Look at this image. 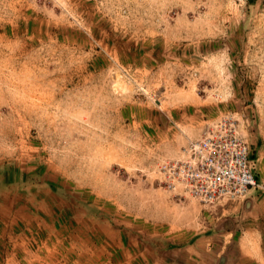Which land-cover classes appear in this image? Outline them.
Returning <instances> with one entry per match:
<instances>
[{
	"label": "rangeland",
	"instance_id": "374dc122",
	"mask_svg": "<svg viewBox=\"0 0 264 264\" xmlns=\"http://www.w3.org/2000/svg\"><path fill=\"white\" fill-rule=\"evenodd\" d=\"M225 118L264 191V0H0V264H203L160 167Z\"/></svg>",
	"mask_w": 264,
	"mask_h": 264
},
{
	"label": "built area",
	"instance_id": "2783aa9c",
	"mask_svg": "<svg viewBox=\"0 0 264 264\" xmlns=\"http://www.w3.org/2000/svg\"><path fill=\"white\" fill-rule=\"evenodd\" d=\"M162 182L205 205L239 200L262 188L251 159L250 145L235 123L225 118L190 142L183 159L160 167Z\"/></svg>",
	"mask_w": 264,
	"mask_h": 264
},
{
	"label": "crops",
	"instance_id": "0c3cea01",
	"mask_svg": "<svg viewBox=\"0 0 264 264\" xmlns=\"http://www.w3.org/2000/svg\"><path fill=\"white\" fill-rule=\"evenodd\" d=\"M197 206L202 214L197 212L199 230L192 234L198 235L194 243L189 241L192 236L187 238L185 248L189 259L220 264L222 257H230L228 250L235 244L242 257L264 264V191L252 189L239 200ZM13 258L12 264H34L33 260L18 263Z\"/></svg>",
	"mask_w": 264,
	"mask_h": 264
}]
</instances>
